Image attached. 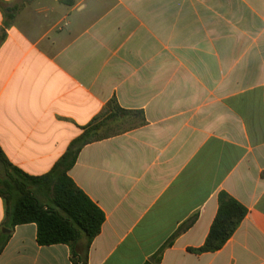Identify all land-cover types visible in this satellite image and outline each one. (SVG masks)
<instances>
[{
  "label": "crops",
  "instance_id": "obj_1",
  "mask_svg": "<svg viewBox=\"0 0 264 264\" xmlns=\"http://www.w3.org/2000/svg\"><path fill=\"white\" fill-rule=\"evenodd\" d=\"M112 101L122 129L103 126L69 171L106 217L88 264H264V0H0L9 164L48 174ZM221 191L246 218L221 250L189 252ZM5 216L0 197L1 231ZM0 264H71V250L20 225Z\"/></svg>",
  "mask_w": 264,
  "mask_h": 264
},
{
  "label": "trees",
  "instance_id": "obj_2",
  "mask_svg": "<svg viewBox=\"0 0 264 264\" xmlns=\"http://www.w3.org/2000/svg\"><path fill=\"white\" fill-rule=\"evenodd\" d=\"M107 109L106 114L100 116L102 119L99 121L96 118L87 126L54 168L44 176L31 177L13 167L0 149V160L10 169L6 179L0 181V197L6 202V216L2 227L10 231L4 233L0 230V255L17 226L36 224L37 243L40 246L68 245L71 264H88L91 244L101 233L106 217L76 185L69 176V171L86 145L103 138L98 131L108 124V120L129 115L116 101H112ZM262 177L264 178V172ZM218 204V211L205 243L196 249L189 248V252L200 255L221 250L248 214V209L225 191L219 193ZM195 220L196 218L190 220L184 227L188 228ZM171 243L172 241L168 242L164 248Z\"/></svg>",
  "mask_w": 264,
  "mask_h": 264
},
{
  "label": "rangeland",
  "instance_id": "obj_3",
  "mask_svg": "<svg viewBox=\"0 0 264 264\" xmlns=\"http://www.w3.org/2000/svg\"><path fill=\"white\" fill-rule=\"evenodd\" d=\"M111 109H109V111H110ZM114 120L115 119H113V120H108L109 122H108V124H113L114 123ZM120 129H122V125L121 124H119V125H115V124H113V126H111V130L112 131H118V130H120Z\"/></svg>",
  "mask_w": 264,
  "mask_h": 264
},
{
  "label": "water",
  "instance_id": "obj_4",
  "mask_svg": "<svg viewBox=\"0 0 264 264\" xmlns=\"http://www.w3.org/2000/svg\"><path fill=\"white\" fill-rule=\"evenodd\" d=\"M2 231L4 232V233H10V231L9 230H7V229H2Z\"/></svg>",
  "mask_w": 264,
  "mask_h": 264
}]
</instances>
